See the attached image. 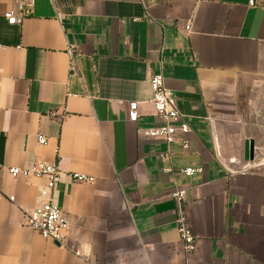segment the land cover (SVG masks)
<instances>
[{
    "label": "crops",
    "instance_id": "obj_1",
    "mask_svg": "<svg viewBox=\"0 0 264 264\" xmlns=\"http://www.w3.org/2000/svg\"><path fill=\"white\" fill-rule=\"evenodd\" d=\"M13 8L0 0V264H264V164L239 155L264 82V0H34L15 25ZM159 74L190 126L186 147L139 136L163 125ZM40 161L61 171L62 243L27 226L46 178L9 173Z\"/></svg>",
    "mask_w": 264,
    "mask_h": 264
},
{
    "label": "built area",
    "instance_id": "obj_2",
    "mask_svg": "<svg viewBox=\"0 0 264 264\" xmlns=\"http://www.w3.org/2000/svg\"><path fill=\"white\" fill-rule=\"evenodd\" d=\"M14 8L6 15L8 22L12 25L19 24L21 21L32 14V5L34 0H13ZM253 5V2H250ZM18 12L19 16L16 15ZM153 90V104L156 115L163 121L160 127H152L139 130V136L162 140L168 147L176 141H181L184 147L187 146V135L190 132V126L185 120L183 114L179 111L173 94L165 87L164 77L155 75L150 80ZM139 104L132 102L129 104L128 117L131 122H136L139 117ZM40 145H47L48 140L45 136L38 137ZM169 152V150H168ZM168 153H162V158H166ZM182 172L186 176H193L200 173L201 169L185 168ZM9 173L13 177L29 178L31 176L45 177L47 182L45 187L41 188V193L48 196V201L41 207L37 208L27 216V226L33 231L39 233L43 238L52 240L56 243H62L65 239V233L69 228V220L63 210L53 201V192L60 181L61 171L57 164L40 161L33 164L27 169L10 168ZM72 179L79 183H89L93 181L92 177L83 174H71ZM185 191L177 189L173 192L172 197L179 206H182L185 200ZM179 230L182 238L186 243L187 250L194 248L195 236L192 233L186 218L181 213L179 219Z\"/></svg>",
    "mask_w": 264,
    "mask_h": 264
},
{
    "label": "rangeland",
    "instance_id": "obj_3",
    "mask_svg": "<svg viewBox=\"0 0 264 264\" xmlns=\"http://www.w3.org/2000/svg\"><path fill=\"white\" fill-rule=\"evenodd\" d=\"M253 99L259 102L256 105L250 106L249 112L247 113V120L245 123L246 126L250 128L248 133L251 136L246 138H241L242 146L240 147V157L244 159V147L245 139L254 140L255 142V161L253 162L254 166H259L264 164V82H262L253 92ZM244 161V160H242ZM234 161L230 160L229 163L233 167L236 166ZM246 165V163H244ZM244 164H239L241 167H244ZM239 168L240 170L242 168Z\"/></svg>",
    "mask_w": 264,
    "mask_h": 264
},
{
    "label": "water",
    "instance_id": "obj_4",
    "mask_svg": "<svg viewBox=\"0 0 264 264\" xmlns=\"http://www.w3.org/2000/svg\"><path fill=\"white\" fill-rule=\"evenodd\" d=\"M244 160L247 163L255 161V142L254 140H246L244 147Z\"/></svg>",
    "mask_w": 264,
    "mask_h": 264
}]
</instances>
